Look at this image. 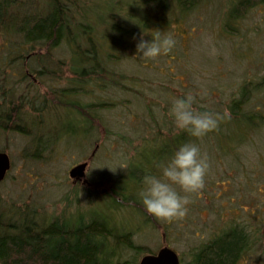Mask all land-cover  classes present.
<instances>
[{
    "label": "trees",
    "instance_id": "16d2710c",
    "mask_svg": "<svg viewBox=\"0 0 264 264\" xmlns=\"http://www.w3.org/2000/svg\"><path fill=\"white\" fill-rule=\"evenodd\" d=\"M224 1L0 0V135L15 132L28 137L23 153L35 159H41L59 138L65 140L62 144L68 150L94 141L99 147L97 134L103 129L106 135L126 130L141 134L145 141L152 138V143L142 146L146 150L139 152L138 160H127L124 170L113 177L116 183L102 199L106 209L121 211L125 204L132 210L136 204L147 213L141 196L144 176L162 175V166L173 149L184 140L197 138L178 129L171 115L154 113L152 104L145 101L148 119L136 130H128L134 112L132 103L120 98V92L137 82L125 79L118 65L124 56L140 55L136 43L141 33L152 39V32L163 33L199 11L212 10L217 15L220 6L222 29L237 34L250 10L264 4V0ZM95 87L113 94L84 101L85 94ZM165 100L167 107L169 100ZM214 100L207 104L197 100L195 106L227 109L230 118L197 142L202 151L219 148L235 156L238 148L251 140L250 135L264 127V72L244 78L234 93ZM116 107L120 115L115 114ZM50 114L57 116L55 125L49 123ZM148 129L152 131L147 138L143 133ZM160 157L163 162L158 170ZM30 202L0 205V264H137L136 255L140 258L154 252L134 243L131 232L120 231L104 210L90 208L77 216L61 211L49 216L32 210ZM250 235L244 226L232 227L196 248L189 262L179 257L181 264H235L250 246ZM118 248L131 250L133 258L122 257Z\"/></svg>",
    "mask_w": 264,
    "mask_h": 264
},
{
    "label": "rangeland",
    "instance_id": "374dc122",
    "mask_svg": "<svg viewBox=\"0 0 264 264\" xmlns=\"http://www.w3.org/2000/svg\"><path fill=\"white\" fill-rule=\"evenodd\" d=\"M221 8H216L217 15L216 11L207 13L204 10L177 25L172 24L163 32L172 33L176 38L170 52L156 58L141 55L134 58L132 54L123 57L118 68L123 70L125 79L137 82L134 87L120 92V98L132 103L134 112L129 118L132 125L128 124V130H136L148 119L149 109H146L147 113L144 111V101L152 104L154 113L164 112L170 117L173 100L183 92H192L197 100L207 104L212 98L221 100L234 93L244 78H256L264 72V4L250 10L237 34L222 29ZM64 69H67L66 65ZM96 88L85 94L84 101L106 99L102 95L113 94L99 88L100 91H96ZM212 92L215 94L207 97ZM165 99L169 100L167 107ZM115 109V114L120 115V108ZM48 118L49 123L56 124L55 114ZM150 131L143 133L145 137L150 136ZM162 132L166 133L165 129ZM3 133L0 147L9 154L11 166L0 181V205H22L27 200L31 201L28 204L32 210L44 211L49 216L61 211L77 216L78 212L90 208L104 210L109 220L120 231L131 232L133 242L143 249L155 252L168 244L183 262H189L196 248L213 237L232 227L244 226L251 234V244L235 264H264V127L252 133L251 140L238 148L235 156L223 153L219 148L201 150L210 163L205 186L189 194L187 213L172 219L145 213L138 210L136 204L132 210L124 204L121 211L116 212L108 206L106 209L102 202L105 192L112 191L110 185L116 183L113 177L124 170L127 160L136 162L139 152L145 149L142 146L152 143V138L145 141L139 136L141 134L133 135L126 130L106 135L103 129L96 133L99 147H95L97 141H94L91 145L68 150L62 144L65 140L59 138L51 144L49 152H43L41 159H35L23 153L28 137L15 132ZM88 158L85 175L70 177L69 169ZM162 162L160 157V163L156 165L158 170ZM111 243L116 245V241ZM118 250L122 257L133 258L131 250ZM135 258L138 260L139 255Z\"/></svg>",
    "mask_w": 264,
    "mask_h": 264
},
{
    "label": "clouds",
    "instance_id": "9594fccd",
    "mask_svg": "<svg viewBox=\"0 0 264 264\" xmlns=\"http://www.w3.org/2000/svg\"><path fill=\"white\" fill-rule=\"evenodd\" d=\"M151 35L152 39H145L141 33L136 43L137 53L144 58H156L170 52L176 44L172 33L157 30ZM196 101L197 96L192 92L178 96L169 113L178 129L198 139L218 128L222 120L230 118V113L227 109L217 111L196 107ZM197 139L184 140L173 149L170 159L162 166V175L147 173L144 176L145 187L141 196L148 213L168 219L182 217L188 211L189 194L205 186L210 163Z\"/></svg>",
    "mask_w": 264,
    "mask_h": 264
},
{
    "label": "water",
    "instance_id": "95a60500",
    "mask_svg": "<svg viewBox=\"0 0 264 264\" xmlns=\"http://www.w3.org/2000/svg\"><path fill=\"white\" fill-rule=\"evenodd\" d=\"M87 164V160L77 162L69 169V176L72 178L83 177ZM10 166L9 154L0 150V181L4 179ZM137 264H180V258L176 250L168 244H164L155 252L143 254Z\"/></svg>",
    "mask_w": 264,
    "mask_h": 264
}]
</instances>
